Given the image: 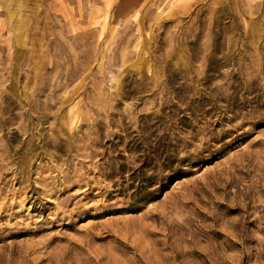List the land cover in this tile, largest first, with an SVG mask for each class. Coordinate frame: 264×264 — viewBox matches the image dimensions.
<instances>
[{
  "label": "rangeland",
  "instance_id": "obj_1",
  "mask_svg": "<svg viewBox=\"0 0 264 264\" xmlns=\"http://www.w3.org/2000/svg\"><path fill=\"white\" fill-rule=\"evenodd\" d=\"M0 264H264V0H0Z\"/></svg>",
  "mask_w": 264,
  "mask_h": 264
}]
</instances>
